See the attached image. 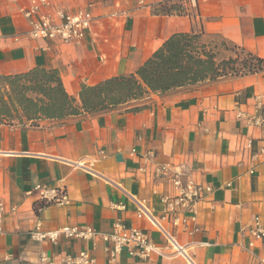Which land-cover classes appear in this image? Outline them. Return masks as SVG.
<instances>
[{
	"label": "crops",
	"instance_id": "obj_1",
	"mask_svg": "<svg viewBox=\"0 0 264 264\" xmlns=\"http://www.w3.org/2000/svg\"><path fill=\"white\" fill-rule=\"evenodd\" d=\"M164 1L55 0L69 13L89 8L94 16L73 44L30 38L26 0H0V75L55 69L78 103L82 85L135 73L178 32L219 37L264 59V0H181L183 14H153ZM156 163L182 165L211 188L182 225L159 221L181 248L173 255L136 204L155 218L162 211L170 189L155 177ZM36 184L64 187L68 204L27 194ZM0 201V264H40L42 253L62 264L80 250L105 264L111 245L100 239L37 241L29 232L86 225L108 233L116 220L146 230L162 253L140 259L122 251L113 264H261L264 237L248 242L254 218L264 224V70L165 96L149 92L100 113L2 122Z\"/></svg>",
	"mask_w": 264,
	"mask_h": 264
},
{
	"label": "trees",
	"instance_id": "obj_2",
	"mask_svg": "<svg viewBox=\"0 0 264 264\" xmlns=\"http://www.w3.org/2000/svg\"><path fill=\"white\" fill-rule=\"evenodd\" d=\"M152 12L180 15L185 11L181 0H167L153 7ZM202 37L199 31L170 35L135 73L113 76L94 86L82 85L78 103L65 91L55 69L35 67L22 74L0 75V82L7 88L0 89V123L105 112L137 101L149 92L165 96L264 70V59L251 52L221 41L233 54L219 57L215 46L208 47Z\"/></svg>",
	"mask_w": 264,
	"mask_h": 264
},
{
	"label": "built area",
	"instance_id": "obj_3",
	"mask_svg": "<svg viewBox=\"0 0 264 264\" xmlns=\"http://www.w3.org/2000/svg\"><path fill=\"white\" fill-rule=\"evenodd\" d=\"M23 16L27 21V35L32 39H48L60 43L79 44L90 31L94 21V16L89 8L69 13L63 8L55 5V0H26L23 9ZM254 122H258L255 119ZM250 142L248 143V146ZM81 166V165H79ZM156 178L163 180L169 187L162 197L163 208L159 217L155 218L152 211L141 203L136 202L138 211L147 218L151 227L159 232L170 242L174 250L170 254H177L181 248L175 243L172 236L164 230L159 221L171 225H182L185 213H191L196 202L203 200L206 194L211 191L209 186L196 184L190 174L182 165H171L168 163H156L154 167ZM35 192L38 200L46 204L66 205L69 202L66 190L62 186L48 187L43 184H36L27 194ZM13 210V209H11ZM5 206L0 201V231L2 215ZM252 235L248 242V247H253L255 240L264 237V224L258 217L254 218V223L250 230ZM30 238L42 241L55 242L58 237L77 238L81 240L100 239L111 245L108 251V258L105 264H113L120 252L125 251L129 256L140 259H148L153 254L162 253L160 248L151 239L146 230L136 227H127L116 220L112 229L108 233L96 231L90 226H63L53 231H41L39 227L29 232ZM261 264H264V243L261 245ZM62 264H96L95 258L86 250H80L77 254H67L61 258ZM40 264H53L48 262L44 253L40 255Z\"/></svg>",
	"mask_w": 264,
	"mask_h": 264
},
{
	"label": "rangeland",
	"instance_id": "obj_4",
	"mask_svg": "<svg viewBox=\"0 0 264 264\" xmlns=\"http://www.w3.org/2000/svg\"><path fill=\"white\" fill-rule=\"evenodd\" d=\"M201 40L204 43H207L208 47L215 46L214 48L216 51H218L219 57H228L233 54L232 49H229L221 45V39L219 37L203 35ZM0 89L2 91H6L7 88L4 87L3 83L0 82Z\"/></svg>",
	"mask_w": 264,
	"mask_h": 264
}]
</instances>
